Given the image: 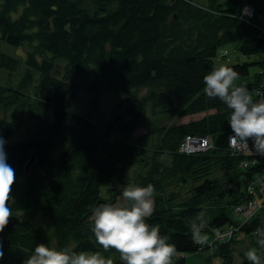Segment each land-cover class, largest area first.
<instances>
[{
	"label": "trees",
	"instance_id": "obj_1",
	"mask_svg": "<svg viewBox=\"0 0 264 264\" xmlns=\"http://www.w3.org/2000/svg\"><path fill=\"white\" fill-rule=\"evenodd\" d=\"M245 3L254 9L249 18L239 15ZM263 27L264 0H0V71L22 70L17 83L0 82V135L16 174L13 214L22 213L0 232V264H23L38 243L75 244L77 251L107 254L91 231V212L122 193L116 184L127 185L130 166L147 154L150 134L132 133L146 126L148 105L169 113L154 122L156 151L167 154L169 162L145 158L141 186L151 183L156 189L164 178L170 184L168 179L177 175L199 181L178 211L169 201L179 193L158 196L146 220L175 243L173 264H186V254L219 242L213 240L215 228L228 225L232 231L214 245L221 252L229 249L222 242H233L237 230L256 239L254 230L264 229V214L246 218L235 207L250 197L247 186L260 165L242 168V156L229 150L230 110L205 95L203 77L218 67L213 59L228 41H239L243 54L264 52ZM3 42L26 43L28 49L24 55L12 54ZM255 63L264 70V60ZM227 65L240 77L249 74V62ZM77 77L94 92L92 106L107 89L121 97L122 114L100 119L104 122L98 125L92 109L86 115L70 110ZM26 113L35 119L33 130L26 139L10 141ZM198 113L203 114L187 122L171 121ZM189 134L208 135L214 147L181 152L179 145ZM31 154L34 160L26 169ZM216 168L226 171L225 179L211 177ZM229 207L242 216L241 222L228 214ZM199 212L204 213V232L212 235L207 245L191 238ZM38 213L42 220L35 224ZM110 250L117 254L114 264H122L119 253ZM258 254L264 256V249ZM238 264L250 262L245 258Z\"/></svg>",
	"mask_w": 264,
	"mask_h": 264
},
{
	"label": "clouds",
	"instance_id": "obj_2",
	"mask_svg": "<svg viewBox=\"0 0 264 264\" xmlns=\"http://www.w3.org/2000/svg\"><path fill=\"white\" fill-rule=\"evenodd\" d=\"M239 80L240 74L234 67L221 64L204 75V93L210 100L219 99L230 110V142L247 146L251 141L257 152L264 153V99L257 98L264 93L250 90L246 82L237 83ZM6 143L0 135V232L9 223L16 204L12 195L16 174L7 162ZM209 147L214 144L209 142ZM154 192L151 183L146 186L129 183L123 188L120 201L102 203L91 212V231L96 242L104 252L110 249L118 252L122 264H173L175 243L170 242V236L161 235L159 225L146 222L154 213ZM205 227L204 213L199 212L191 225L195 244L209 243ZM254 235L264 249V229H255ZM77 247L38 243L23 264H114L113 259L100 251H77ZM246 256L250 264H264L256 248L249 249ZM3 257L4 241L0 239V258Z\"/></svg>",
	"mask_w": 264,
	"mask_h": 264
},
{
	"label": "rangeland",
	"instance_id": "obj_3",
	"mask_svg": "<svg viewBox=\"0 0 264 264\" xmlns=\"http://www.w3.org/2000/svg\"><path fill=\"white\" fill-rule=\"evenodd\" d=\"M206 1V0H202ZM93 11V10H92ZM4 49L12 54L18 53L20 55H24V52L28 49V44H24L23 46L16 47L12 46L9 44H6L3 42ZM240 42L239 41H228L224 44H222L218 50L217 54L213 59V62L215 63V66H220L221 64H235V63H243V62H249V74L244 77H240V80L237 81V83L240 82H246L247 86L250 90H252L251 86L252 83L255 81V74L257 72H261L262 68L259 66V64L255 63L258 60H264V52L261 51L262 53L255 52L252 54H243L239 50ZM221 52L224 54L222 55ZM23 73L24 70L26 69L25 67L22 68ZM22 70H19L15 73L12 74H7L5 71H0V82L6 83L7 82H12V83H17L20 76H21ZM37 77V76H36ZM77 81V94L73 101L70 104L69 109L79 112L82 115H86V113L92 109V117L93 120L98 122L97 120L99 119L100 122H98V125L102 124L104 120L108 121L111 116L119 112L118 114L115 115H121V106H118V104L121 103V97L117 95L115 92H112L107 89H102L99 95V100L97 106H92L90 103V99L92 98L93 93H89L88 90H86L85 84L86 81L82 79L81 77H77V79H74ZM36 81V80H35ZM142 91H145L143 89ZM18 112V111H17ZM165 112V111H164ZM162 113V111H157V110H152L150 105L147 106V112H146V117L148 119V122L146 126L137 128L133 131L132 135L136 136L138 134H141L143 132H148L150 134V141L148 145V150L147 154L144 157H140L139 160L134 163V165L130 166V182L129 183H136L141 186V175L145 172V161L147 158L154 156L156 157L157 160H161L164 163L169 162V156L167 154H163L160 152L156 151V142L158 141V133L155 132V120H160L161 117L168 116L169 113L165 112ZM29 114L31 112L29 111ZM203 113H198L194 115H186V116H175L172 122H187L191 119H196L202 116ZM101 119V120H100ZM170 121V122H171ZM35 119L31 116H27V113L25 114V119L18 123L20 124L19 129L15 131L11 137L10 141H14L17 139H26L30 132L33 130L32 125L34 124ZM63 148V147H62ZM61 148V149H62ZM146 158V159H145ZM211 177H216L217 179L223 180L225 179L226 176V171L221 170L219 168H216L212 171ZM232 172V171H231ZM170 184L168 182H165V178L162 183H160V186L155 189L154 192V200L156 201L158 196H162V198L165 196H169L173 194L174 192L179 193V198L176 199H171L169 201V204L171 207L176 211L180 209L179 202L188 197L191 194V188L194 184L198 183L194 178H186L185 177H180L177 175L174 178L168 179ZM128 183V184H129ZM185 183V185H183ZM127 184V185H128ZM127 185H122V184H116L120 190H123V188ZM122 193H118L115 197L111 199V202H116L120 201L122 199ZM107 196V193L106 195ZM173 197V196H171ZM102 204V203H101ZM178 205V206H177ZM228 214L234 219L238 221H242L243 218L239 214L235 213L233 210V207H229L227 209ZM260 214H264V207H262L259 210ZM15 214L21 215V212H16ZM31 217V216H28ZM41 215L38 213L37 216L34 218V223L39 224L41 223ZM225 228V229H224ZM221 229L224 230H229L230 227L228 225L222 227ZM208 240H211L212 235L207 234ZM224 241V240H219V242ZM219 242H211L209 243L208 248H204L199 251H195L189 254H186V264H238L240 263L243 259L247 258L246 253L249 249L251 248H256L258 253L261 252V248L257 245L256 239L254 238L253 234L246 233L242 230H237L234 235H233V242H222L223 245L228 246L229 249L223 250V252L219 251L217 245ZM213 246V247H212ZM222 248V247H221ZM116 253L112 252L111 250L107 252V254H104L106 258H116ZM226 257L228 260L224 262V257ZM262 256V255H261ZM264 258V256H262Z\"/></svg>",
	"mask_w": 264,
	"mask_h": 264
},
{
	"label": "built area",
	"instance_id": "obj_4",
	"mask_svg": "<svg viewBox=\"0 0 264 264\" xmlns=\"http://www.w3.org/2000/svg\"><path fill=\"white\" fill-rule=\"evenodd\" d=\"M253 13V6L249 3H245L242 6L239 15L241 18H249ZM262 31L264 32V27ZM252 90L264 93V70L261 72L257 83L252 86ZM257 98L264 99V96ZM230 135L231 131L228 135V148L232 153L242 156L240 160L241 167L246 168L253 165H260V168L247 186L250 197L245 202L240 203L235 207V210L240 212L244 217L251 218L255 213H258L262 207H264V153L257 152L251 141H249L247 146L238 143H231L229 140ZM209 142L213 143L212 138L208 135L189 134L182 139L179 145V150L188 154L206 151L211 148L209 147ZM231 232V230L221 231V229H218L213 235V240L223 239L225 235H230Z\"/></svg>",
	"mask_w": 264,
	"mask_h": 264
},
{
	"label": "water",
	"instance_id": "obj_5",
	"mask_svg": "<svg viewBox=\"0 0 264 264\" xmlns=\"http://www.w3.org/2000/svg\"><path fill=\"white\" fill-rule=\"evenodd\" d=\"M253 1V0H251ZM172 2V1H171ZM170 2V3H171ZM34 160V155L31 154L30 160L29 162L26 164V169L28 168L29 164H32ZM20 220L19 216L17 214H13L12 217L9 218V223L5 226L6 228H9L10 226H12L14 223L18 222ZM224 229H221V231H223Z\"/></svg>",
	"mask_w": 264,
	"mask_h": 264
},
{
	"label": "bare ground",
	"instance_id": "obj_6",
	"mask_svg": "<svg viewBox=\"0 0 264 264\" xmlns=\"http://www.w3.org/2000/svg\"><path fill=\"white\" fill-rule=\"evenodd\" d=\"M216 230H218V229H216V228H215V229H213V234H215V231H216Z\"/></svg>",
	"mask_w": 264,
	"mask_h": 264
}]
</instances>
